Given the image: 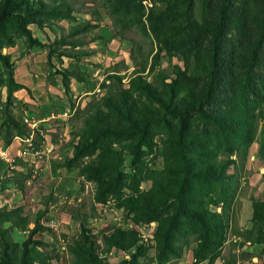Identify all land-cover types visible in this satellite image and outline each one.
<instances>
[{"label":"trees","instance_id":"16d2710c","mask_svg":"<svg viewBox=\"0 0 264 264\" xmlns=\"http://www.w3.org/2000/svg\"><path fill=\"white\" fill-rule=\"evenodd\" d=\"M157 1L165 8L151 9L146 16L147 28L159 43L152 64L159 62L163 49L180 48L184 67H178L175 77L162 88L145 83L139 74L125 88L120 75L111 73L104 86L106 94L92 104L84 127L75 135V144L71 143L72 162L79 166L84 179L95 185V201L103 203L107 195L116 196L125 186L120 170L122 153L112 145L128 141L126 148L135 164L144 148L152 147L151 126L168 122L162 169L145 194L125 200L136 221L157 223L154 259L140 243L137 231L117 227L104 237L106 251L115 247L124 253L134 248V252L116 264H164L181 255L187 237L196 242L193 259L199 261L215 253L223 243L227 224L224 217L214 218L209 207L223 204L227 208L236 198L230 156L241 144L247 151L256 140L257 123L264 119V0ZM119 6L112 2L110 7ZM250 11L256 13L251 19ZM73 12L69 0H0V50L13 45L15 35L22 36L27 47L40 44L30 24L41 28L56 20L71 21ZM110 17L116 25L128 26L115 12H110ZM91 27L84 21L68 30L61 28L54 43L84 45ZM52 53L49 46L47 61L51 67ZM2 68L10 71L11 64L9 56L0 52V71ZM0 84L6 87L2 109L10 131L7 146L15 136L13 130L22 133L10 107L13 93L25 86L10 72L0 73ZM95 150L97 158H90ZM251 209L252 226L243 233L246 241L262 245L264 260V195L251 198ZM41 214L31 220L19 207L0 208V264H54L48 243L36 237L42 231ZM80 228L81 241L67 244V251L81 264H110L94 248L93 235L82 225ZM14 230L24 234L21 242L14 240ZM222 261L237 264L232 256Z\"/></svg>","mask_w":264,"mask_h":264},{"label":"rangeland","instance_id":"374dc122","mask_svg":"<svg viewBox=\"0 0 264 264\" xmlns=\"http://www.w3.org/2000/svg\"><path fill=\"white\" fill-rule=\"evenodd\" d=\"M69 1L74 7L73 20H56L41 28L35 24L29 25L33 37L38 39L40 44L27 47L23 37L15 35L14 44L4 45L0 50L2 54L9 56L11 64L10 71L2 68L0 73L10 72L15 81V70L19 76L21 74L24 76V79L18 78L22 81L29 80L30 77L36 80L34 74H38L43 81L44 70H47L49 75H46V79L60 83L69 98L71 111V115L61 124H58L60 121L55 123L54 129H46L42 124L31 128L24 119L31 121L33 118V110L30 108L32 103L18 99L16 93H13L10 111L20 123L22 133L12 131L15 136L12 137L11 143L15 141V145L8 149L9 151L6 149L10 159L6 161L0 157V208L19 207L31 220L38 212H42L40 216L42 231L36 237L48 243V248L54 256L52 261L54 264H81L67 251V244L81 241L80 225L93 235L94 248L110 264L128 258L129 254L134 252V248L124 253L115 247L106 251L104 237L110 235L117 227L137 231L141 238L140 243L147 247V254L154 259V232L157 223L146 219L136 221L134 211L128 209L125 200L131 196L139 197L145 194L155 180L157 172L162 169L164 165L162 143L168 136V122L160 121L151 126L152 147L144 148V154L135 164L126 148L128 141L120 140L112 145L122 153L120 170L124 173L125 186L120 194L107 195L103 203L95 201V185L84 179L79 166L72 162L66 149L69 147L70 150V146L75 144V135L84 127L86 113L91 110L92 104L100 102L106 94L104 86L108 85L111 73L120 75L125 88L128 87L129 80L137 74L142 76L145 83L162 88L164 83H169L175 77L174 72L178 67L181 69L184 67V55L180 48L171 51L163 49L159 62L152 64L159 43L147 28L146 16L151 9L163 10L164 3L157 0ZM112 2L119 3V8L112 9L110 7ZM110 12H115L116 16L128 23V26L116 25L115 20L110 17ZM197 13H201L200 3L197 5ZM248 14L250 19L256 15L254 11ZM84 21L90 22L92 26L85 35L84 45L70 47L54 43L61 33V28L68 30L70 26ZM262 26L263 22H260L259 28ZM49 46L54 50L50 57L52 67L47 61ZM64 81L67 84L65 87ZM71 87H74L72 91ZM24 91L21 92L25 94ZM26 94L31 100L35 99L29 90ZM74 94L77 95L75 98ZM5 100L6 87L0 84V141L4 147L6 137L10 134L4 123L2 108ZM261 121L256 126H259ZM26 137L30 139L29 142L22 141ZM47 140L57 144L56 149L62 155L60 158L58 155L49 157L44 162L43 169H37L29 158L36 155L37 148ZM31 142L32 145H29ZM19 149L29 151L24 155H18L16 151ZM248 150L249 147L246 151V145L241 144L238 145V151L230 156L233 162L229 171L234 172L236 179V198L232 204L227 208L223 204L209 207L214 218L220 220L224 217L227 224L220 248L211 256L198 261L193 259L192 253L196 248V242L192 237H187V243L182 244L181 255L178 258H171L164 264H223L222 258L231 256L237 264L264 263L262 245L246 241L243 233L252 226L251 198H261L264 195V191L261 193L258 188L260 180H255L259 178L250 172V168L247 169ZM97 156L98 150H95L90 158L96 159ZM59 167L62 168L61 173L56 176ZM71 168L73 172L70 174ZM250 178L254 179L256 184L252 189ZM13 238L21 242L24 234L17 233L16 230Z\"/></svg>","mask_w":264,"mask_h":264},{"label":"crops","instance_id":"0c3cea01","mask_svg":"<svg viewBox=\"0 0 264 264\" xmlns=\"http://www.w3.org/2000/svg\"><path fill=\"white\" fill-rule=\"evenodd\" d=\"M44 71L43 81L40 80L38 74H34L36 80H33V78L30 77L29 80L22 81L18 78L22 77V79H24V76H21L22 74L19 76L17 71L15 70L14 76L16 82L23 84L26 88L15 91V95H17L16 97L18 99H22L24 102L32 103V105L30 106V108L33 110L34 115L30 121L32 125L42 124L44 127H46V129H54V125L56 122L60 121L58 122V124H61L66 117L71 115V111L69 108V98L67 95H65L64 89L61 87L60 83H58L56 80L54 82H51V80L46 79V75L48 74V72H46L47 70ZM41 84L42 86H40ZM73 89L74 87L71 89V91ZM22 90H25V94L21 92ZM27 90H29L31 96L35 98L34 100H31L28 97V95L26 94ZM68 94L69 96L71 95V93ZM76 96V94L73 95L74 98ZM60 131L63 132L62 129H60ZM29 140L30 139L26 137L22 141L29 142ZM14 145L15 141L7 145V151H9L8 149L14 147ZM29 145H32V142L29 143ZM57 146V144L48 140L44 141L42 142V145L39 146L40 149L37 148V151L35 152L36 155H33L32 157L30 156L29 159L32 161V163H35L37 169H43L44 162L47 161L49 157L57 155L58 158L61 157L62 154H60V151L56 149ZM52 149L54 150L51 152ZM68 149H66L67 155L69 157H72L73 146H70V150ZM19 150L21 151V149ZM19 150H17L16 153H18ZM28 151L29 150H27V152ZM249 168L250 172H252V174L256 176V178H259L255 180H260L258 183V188L262 193V191H264V178H262V176L264 175V120L259 123L256 140L249 146L247 169ZM61 169V167L57 168L58 174H56V176L61 173ZM71 170L72 171H70V174L73 172L72 168ZM255 180L250 178L251 189L254 188L253 185H256ZM15 231L16 230L13 231V234H15ZM17 233L19 232L17 231Z\"/></svg>","mask_w":264,"mask_h":264},{"label":"built area","instance_id":"2783aa9c","mask_svg":"<svg viewBox=\"0 0 264 264\" xmlns=\"http://www.w3.org/2000/svg\"><path fill=\"white\" fill-rule=\"evenodd\" d=\"M24 121L27 123L28 126L31 128L35 127V125H32L30 121L27 119H24ZM26 153V150H19L18 154L23 155ZM0 157L1 159H5L6 161L9 160L10 158L7 155L6 147H4V144L0 141Z\"/></svg>","mask_w":264,"mask_h":264}]
</instances>
